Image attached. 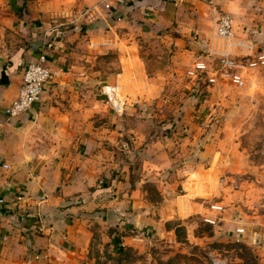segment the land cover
<instances>
[{
  "label": "crops",
  "instance_id": "0c3cea01",
  "mask_svg": "<svg viewBox=\"0 0 264 264\" xmlns=\"http://www.w3.org/2000/svg\"><path fill=\"white\" fill-rule=\"evenodd\" d=\"M247 2L0 0L2 10L19 30L36 34L27 51L0 61V264H92L106 257L97 255L99 247L120 251L135 245V236L144 237L163 220L201 212L208 186L201 181L208 176L207 171L202 167L180 169L178 192L168 182L177 169L160 173L165 165L160 167L162 162L175 160L174 153L163 147L167 142L182 143L183 138L176 141L178 133L172 131L166 139L150 134L142 142V134H132L135 125L122 122L113 113V129L99 125L95 117L102 99L88 97L91 90L75 89L70 83L74 73L64 71L58 64L63 57L57 55L63 51L73 54L74 41L87 42V51L92 54L114 49L113 33L117 34L124 23H135L132 18L138 14L156 16L158 22L177 21L176 28L185 34V42L199 54L200 49L210 48L205 36L213 33L216 9L228 12L234 22L236 19L244 25L236 33L240 39L236 35L234 38L245 44ZM256 6L258 17L263 18L264 0ZM255 22L259 23L258 18ZM62 26L66 30H60ZM63 36L62 43L58 38ZM42 52L50 65L57 67L53 69L58 75L30 111L9 119L5 110L18 97L24 69ZM126 72L124 69L117 74L115 82L119 83ZM87 73L84 71L81 78H89ZM158 145L164 154L170 150L171 157L154 153ZM185 155L182 151L177 156L184 165ZM139 157L151 165L149 175L143 171V176L142 166L141 176H135L134 163ZM188 161L192 162L189 157ZM155 164L159 170L153 171ZM150 183L157 187V196L151 195L147 187ZM242 222L245 218L232 224L239 238L245 233V228L237 226ZM239 228L244 229L242 235L237 233Z\"/></svg>",
  "mask_w": 264,
  "mask_h": 264
},
{
  "label": "rangeland",
  "instance_id": "374dc122",
  "mask_svg": "<svg viewBox=\"0 0 264 264\" xmlns=\"http://www.w3.org/2000/svg\"><path fill=\"white\" fill-rule=\"evenodd\" d=\"M258 1L248 0L245 44L235 40L232 52H239L241 46L245 55L264 52V17L257 15ZM257 18L259 23L255 22ZM132 20L135 23H124L117 34L113 33L114 49L92 54L87 51V42L74 41L70 43L73 54L58 53L63 57L58 64L74 73L70 83L75 89L91 90L88 97L102 99L95 119L107 130L115 126L114 119H110L113 113L122 122L135 125L132 134H142V142L150 134L166 139L172 131L178 133L176 141L183 138L182 143L167 142L163 147L174 153L175 160L162 162L160 167L165 165L160 173L166 170L170 174L177 169L173 180H168L170 187L179 191L182 177L177 175L186 166L207 171L208 176L201 182L208 186L201 212L163 220L144 237L135 236V245L120 251L99 247L97 255L106 257L92 264H264V68L250 70L241 88L222 80L216 85L192 80L188 70L205 50L195 54L185 42V34L177 30L178 22H158V17L144 14ZM243 26L235 19L234 35L239 39L236 33ZM59 29L66 30L65 26ZM35 35L31 30H19L0 6V61L27 51ZM211 36H205L207 42H211ZM58 40L63 43L64 36ZM210 65L217 68L219 63L212 61ZM124 69L127 72L119 83L115 82ZM84 71H88L89 78H81ZM153 150L163 153L159 145ZM170 150L161 156L171 157ZM182 151L186 165L177 159ZM134 166L135 176L143 171L150 174L151 165L143 163L141 157ZM151 168L159 170L157 164ZM147 187L152 196H157L153 183ZM213 203L223 205L224 210H213ZM242 218L245 222L237 226L245 228V233L239 238L232 224Z\"/></svg>",
  "mask_w": 264,
  "mask_h": 264
},
{
  "label": "built area",
  "instance_id": "2783aa9c",
  "mask_svg": "<svg viewBox=\"0 0 264 264\" xmlns=\"http://www.w3.org/2000/svg\"><path fill=\"white\" fill-rule=\"evenodd\" d=\"M215 13L210 48L196 56L192 67L188 70V78L208 81L210 85H216L222 80L228 81L238 88L244 87L247 73L250 70L264 68V52L246 55L240 51L232 52L231 46L235 41L234 19L224 10L216 9ZM240 48L238 49L240 50ZM212 61L219 63L217 68H211ZM206 74L208 75L205 77ZM57 75L58 72L52 68L49 58L44 52L36 60L29 62L24 69L23 82L18 97L5 110L7 117L13 119L30 111L34 104L42 99L47 84L54 81ZM5 166L7 167V165ZM21 199L22 197H19V200ZM211 208L223 211L225 207L213 203ZM206 220L215 223L212 218ZM237 233L242 235L244 229H237ZM238 241H240L239 238Z\"/></svg>",
  "mask_w": 264,
  "mask_h": 264
},
{
  "label": "water",
  "instance_id": "95a60500",
  "mask_svg": "<svg viewBox=\"0 0 264 264\" xmlns=\"http://www.w3.org/2000/svg\"><path fill=\"white\" fill-rule=\"evenodd\" d=\"M2 82H7V80H4V81H2ZM41 217H42L43 220L45 219V217H44V215H43V211L41 212Z\"/></svg>",
  "mask_w": 264,
  "mask_h": 264
}]
</instances>
